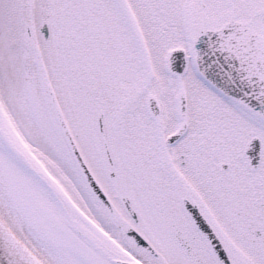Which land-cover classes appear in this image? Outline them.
Wrapping results in <instances>:
<instances>
[{"label": "snow or ice", "instance_id": "obj_1", "mask_svg": "<svg viewBox=\"0 0 264 264\" xmlns=\"http://www.w3.org/2000/svg\"><path fill=\"white\" fill-rule=\"evenodd\" d=\"M0 264H264V0H0Z\"/></svg>", "mask_w": 264, "mask_h": 264}]
</instances>
